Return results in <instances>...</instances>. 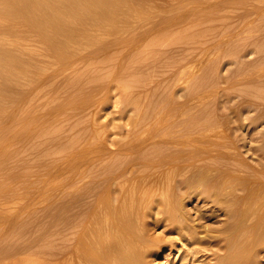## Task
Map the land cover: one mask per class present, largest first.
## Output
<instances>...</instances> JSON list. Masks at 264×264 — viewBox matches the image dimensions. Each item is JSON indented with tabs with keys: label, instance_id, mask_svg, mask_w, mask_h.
I'll list each match as a JSON object with an SVG mask.
<instances>
[{
	"label": "rangeland",
	"instance_id": "374dc122",
	"mask_svg": "<svg viewBox=\"0 0 264 264\" xmlns=\"http://www.w3.org/2000/svg\"><path fill=\"white\" fill-rule=\"evenodd\" d=\"M146 3L145 8L154 4L159 8L157 14L163 12L156 15L155 23L144 24L137 32H128L131 35L121 32L120 36L125 37L121 41L97 32L100 42L75 47L78 51L74 48L73 55L60 59L57 64L45 57L46 63H41L45 69L37 72L40 75L35 73L43 79L38 89L39 81L26 82L29 87L38 82L33 85L36 89L30 88L34 94L30 90L26 96L29 103L22 105L26 112L35 115L36 122L0 125V132L4 129L12 132L5 141L0 140V194L6 196L1 199L6 204L0 208V217H18L20 221L26 220L27 225L40 224L44 216L48 218L55 213V202L29 204L33 199L37 201L36 196L56 189L60 183L59 168L64 161L74 155L80 157V164L73 166L82 169L78 172L83 175L78 177L85 179L82 185L86 187L94 169L100 171L107 158L111 159V165H124L123 156L132 154L133 150H120L117 145L130 137L129 129L133 125L150 126L152 132L134 133L138 138L142 134L145 138L148 132L151 134L147 136L162 132L156 130L159 123L169 120L189 125L199 114V119L194 121H208L213 128L217 127L218 130H213L214 136H233L235 144L228 151L235 154L236 163L230 160V164L248 170L264 159V0H147ZM6 104L15 108L13 102L3 103ZM189 139L185 138L184 142ZM93 153L101 154L102 160L106 157L104 162L95 166ZM195 162L180 164L184 167L174 174L173 187L166 193L164 184L152 189L150 210L135 224L145 241L139 248L143 255L137 264H220L228 260L223 254L225 249L234 250V244L227 248L217 242L227 234L217 235L215 231L223 216L204 194L193 191L191 182L195 186L202 183L199 177L188 172L190 168H199V161ZM211 169L215 172L220 168ZM144 172L140 174H153ZM180 180L188 182L191 188L179 185ZM243 182L236 184L242 186ZM233 183L232 189L239 188ZM139 194L146 197L144 192ZM165 196L172 198L168 202L171 207L178 208V223H173L165 212ZM33 229L37 233L42 227ZM16 237L17 240L25 238L23 234ZM1 243L0 248L6 245ZM56 243L51 242L49 247L55 250ZM250 255L253 264H264V250ZM0 264H21V261L0 257Z\"/></svg>",
	"mask_w": 264,
	"mask_h": 264
},
{
	"label": "bare ground",
	"instance_id": "6f19581e",
	"mask_svg": "<svg viewBox=\"0 0 264 264\" xmlns=\"http://www.w3.org/2000/svg\"><path fill=\"white\" fill-rule=\"evenodd\" d=\"M146 2L147 0H0V125L36 122L35 115L26 112L22 105L28 102L26 96L31 93L30 88L36 89L34 84L38 83L29 87L26 82L39 81L38 86L36 85L37 89L41 85L43 79L40 76L36 77L35 73L45 69L44 66L42 67L46 63L45 57L51 58L50 60L56 63L60 59H67L73 55L72 51L75 47L96 42L97 32L102 31L106 33L105 35H112L115 41H121L125 38L120 36L121 32H134L137 28L141 29L144 24L155 23L156 15H160L162 11L157 14L158 7L154 4L145 8ZM164 3L167 5L166 1ZM39 73L37 74L40 75ZM193 90L196 91V89ZM7 102L15 103V108H9L7 104L3 105ZM151 117H153L152 113ZM195 118L192 119L195 120ZM194 120L191 121L192 123L189 122V125L182 121L173 123L169 120L167 123H159L156 125V130L161 129L162 132L156 131L157 135L152 136L146 135L151 134L146 133L151 131L148 125L131 126L130 137L122 144L119 141L120 145H117L120 150H133L132 154L123 156L122 164L124 165L122 167L121 164L119 167L116 163L111 165V159L108 161L107 158L106 160L110 163L108 164L104 157V166L100 171L94 169L96 173L92 172L93 176H90L92 181L88 179L90 180L88 185L84 184L86 187L82 185L85 179L78 177L79 174L83 175L81 171L78 172L80 167L76 166L80 164V157L75 155V157L73 155L71 158L67 157L64 164L62 162V167L58 166L60 183L56 189L50 192L48 190L45 195L36 196L37 201L33 202V199L29 204L55 202L54 214L48 218L44 216L45 220H42L40 224L29 225L26 224V220L20 221V218L18 220V217H0V242L6 244L0 248V257L3 259L14 257L20 259L21 264H137L143 255L139 248L145 244V241L135 224L140 220L141 215L143 217V214L150 210V196L154 192L152 189L164 184L166 187L164 186L163 192L166 193L173 187L174 174L177 175V172L184 167L180 164L187 161H199L198 169L188 170L193 177H199L202 182L200 184L196 182V186L191 182L193 191L196 194H204V197H207V200L215 207V211H219L218 213L223 216L221 225L215 228L217 229L215 231L217 235L225 232L227 234L217 242H221L227 248L232 244L235 245L234 250L225 249L223 254L228 260L220 264H253L250 252L264 250V159L260 160L258 165L256 164V168L248 170L245 167L243 170L240 165L238 167L237 164H230V160L234 161L235 157V154L228 151V148L235 144L234 138H231L232 135L216 137L213 130L215 128L218 130L217 127L213 128L208 121L197 123ZM139 130L146 131L145 138H142L143 134L141 138L134 136V133ZM10 135L12 136V132L4 129L0 132V140ZM185 138L190 139L184 142ZM158 145H160L159 148L165 147L156 148ZM93 155L91 157L95 166L101 163L100 161L104 162L102 156L99 159L101 154ZM149 160L154 162L148 164ZM74 164L76 165L73 166ZM212 167L220 168L218 169L220 171H210ZM142 171L153 174H140ZM199 178L194 180L200 181ZM241 180L253 182L254 186L247 181L243 184L247 183L251 187L239 186L242 184ZM238 181L239 185L236 184ZM231 182L239 188L232 189ZM177 183L191 188L188 182L184 184L180 180ZM142 192L146 197L137 195ZM4 197L6 196H0V208L6 204L1 200ZM163 198L167 200L165 212L169 219L173 223H178L179 218L176 216L178 208H173L171 203H168L172 201L171 197ZM37 226H41L42 229L35 233L32 229ZM111 233L113 236H110ZM17 234H23L25 238L17 240ZM36 239L37 241L34 242ZM53 239L57 242L54 244L55 250L49 247L51 242L55 243ZM19 254L26 256L20 257Z\"/></svg>",
	"mask_w": 264,
	"mask_h": 264
}]
</instances>
